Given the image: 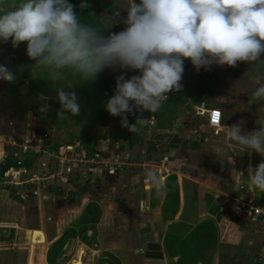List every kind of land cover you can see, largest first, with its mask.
I'll list each match as a JSON object with an SVG mask.
<instances>
[{"label":"crops","instance_id":"0c3cea01","mask_svg":"<svg viewBox=\"0 0 264 264\" xmlns=\"http://www.w3.org/2000/svg\"><path fill=\"white\" fill-rule=\"evenodd\" d=\"M215 67L223 69L225 65ZM263 68L261 59L254 64V73L264 76ZM216 102L210 107L222 110L220 131L225 133L230 126L225 118L228 109L218 99ZM255 103L247 100L243 105L256 107ZM256 120L264 122V116L252 122ZM14 144H4L3 152L0 150V166L20 150L19 144ZM75 146L79 147V142ZM194 148L183 149L182 155L179 149H171L164 153L163 163L156 165L126 160L127 150L119 147L118 160L112 156L114 149L102 160L75 162L71 173L45 145L41 152L21 154L22 166L14 158L17 182H6L7 176H0V210L20 211L27 225L0 219V224L12 225L6 244L0 247V264H179L174 243L186 242L191 235L200 241L197 264H264V216L254 214L251 208H264L260 190L247 181L240 186L243 194L238 193L240 178L236 177L241 168L229 161L234 155L220 157L223 160L216 165L201 159L206 152L223 156L230 154L228 150ZM173 153L184 156L171 160ZM254 156L261 155L254 151L249 155L252 165ZM225 158L229 164L223 163ZM30 195L35 196L33 202ZM205 221L209 224L200 230ZM21 229L25 232L18 241ZM146 244L157 245L160 255L143 254Z\"/></svg>","mask_w":264,"mask_h":264},{"label":"clouds","instance_id":"9594fccd","mask_svg":"<svg viewBox=\"0 0 264 264\" xmlns=\"http://www.w3.org/2000/svg\"><path fill=\"white\" fill-rule=\"evenodd\" d=\"M79 7H88L87 0ZM75 9L69 0H23L0 11V42L11 38L14 48L27 42L26 54L36 62L31 69L53 84L68 76L94 79L105 69L120 70L105 107L131 132L148 118L140 116L130 124L128 114L155 113L169 92L182 89L185 59L206 71L213 65L236 67L238 61L257 64L264 59V0H119L106 26L81 23ZM116 16L126 28L104 35ZM129 71L139 74L128 78ZM16 78L0 64V79ZM247 79L257 85L249 92L251 99L264 101V76L248 73ZM65 86L70 89L73 82L55 87L60 119L78 116L81 110L77 93L65 91ZM38 99L45 102L40 111L46 112L50 97L40 94ZM242 123L225 129L227 139L249 155L254 151L264 156V127L247 131ZM247 174L249 185L264 192V161L249 164Z\"/></svg>","mask_w":264,"mask_h":264},{"label":"rangeland","instance_id":"374dc122","mask_svg":"<svg viewBox=\"0 0 264 264\" xmlns=\"http://www.w3.org/2000/svg\"><path fill=\"white\" fill-rule=\"evenodd\" d=\"M118 3L119 0H87L88 7L98 14L106 25L111 21L117 10ZM5 8L6 0H0V11H3ZM122 14L126 17L127 12L123 11ZM120 21L121 17L116 16L112 27L108 28L109 31L119 32L124 30L126 25ZM11 59L10 53L0 48V64L7 66L12 71ZM262 72H264V68ZM248 73L255 74L254 64L238 61L236 67L225 65L222 69L216 68L214 65L210 71H206L203 68L197 70L192 65L190 59H185L181 80L183 87L180 91L169 92L168 99L162 102L161 107L155 113L149 112L148 114V112L141 113L137 111L136 115L128 114L130 124H134L140 116L148 118V123L142 126L138 125V130L135 131L142 137L143 145L140 146L138 144L133 147L128 146L126 135L117 136L116 134V130L121 124L120 117L102 119L94 109L90 110L87 107L79 88V78L68 76L65 80L54 84L51 83L48 92L33 91L30 79L28 78L16 76L17 78L14 82L0 79V135H5L4 138L0 139V150L3 152V148H5L4 144L11 145L12 143V145L16 146L14 143L21 144V142L25 141H36V144H38L43 137L47 140V143H45L46 148L50 152L56 153V156L60 157L63 153V155L66 154L71 157L72 154H76L78 150H81L80 154L82 157V155L84 156L87 153L85 146H83V142L86 141L87 143L89 142L92 149L88 151L91 155L94 152L100 154L96 157V160H102V158L112 155L114 149L116 153L112 156L116 158L115 160H118L121 157V152L118 148L124 147L125 149H122V151L127 150V154L124 155L126 160L132 158L134 159L133 161H147L152 164L161 165L163 163L162 159L166 157L164 153L169 152L171 149H179L182 152L183 149L187 151L192 147H196L194 149H198L199 147H218L220 149L221 147L224 152L228 150L230 154L224 153L223 156L213 154L209 156L210 153L206 152L205 158H201L198 153L195 156L207 160L211 165H216L219 164V161L222 162L223 159L221 160L220 157H233L234 155V161L232 160L231 162L232 164L236 162L241 168L236 178L242 180L237 182L239 185L238 193L240 192L242 195L243 188L240 186L247 184V167L251 164L248 152L241 149L243 146L230 142L222 131L218 132L210 127L206 116L199 114L197 106H202L203 102H205L206 106L210 107L216 104V99H218L220 103L227 106L228 112L227 115L225 114V118L228 125L231 126L232 124L243 122L242 127L247 131L259 130L261 127H264V122H258L257 120L252 122L253 118L259 115L264 116V101H259L257 103L259 107H257L255 102L258 101L251 99L249 92L257 87V85L251 84L248 81ZM134 74L139 73L138 71H129L126 73V76L130 78ZM71 82H73L72 88L69 89L65 86L64 90L75 91L77 93L81 110L78 116L68 114L67 118L60 119L57 117V110L60 108V104L54 99L57 94L55 87H61ZM262 83H264V80H262ZM40 94L50 97L47 101L48 110L46 112L40 111L45 103L38 99ZM247 100L253 104L255 103L256 107L254 105L249 108L244 106L243 103ZM229 120L234 121L229 122ZM77 142H79V147L75 146ZM152 143L159 148V151L148 152L147 148ZM70 146H73V148ZM181 155L179 156L183 158L184 155ZM149 156L150 158H148ZM173 156L171 160L179 157H175V153H173ZM255 156L254 165L251 164L254 167L264 161V156L261 155L260 159ZM50 160L55 161L53 158ZM223 163L229 164L226 158ZM83 164L86 166L87 163ZM233 166H230V170L231 168L232 170L234 169ZM36 167L38 169V166ZM85 174L87 175L86 172ZM82 183L86 184V179ZM230 188L232 189L233 187L230 186ZM234 193L236 194V192ZM260 195L264 199V192H261V190ZM34 197L30 195L28 199L33 202ZM188 198L190 197L188 196ZM31 206H34V203H31ZM0 219L16 221L21 226L27 225V221L20 211L14 212L13 210L2 209L0 210ZM18 232L19 237H17V240L21 241L25 230L21 229ZM37 235L38 232L35 233V238ZM144 251L145 253L143 254L145 255L160 254L158 246L155 244H146ZM132 254L134 255V252ZM145 255L143 256L145 257ZM75 258L76 256H74ZM81 258H83V255ZM155 262L158 263V261Z\"/></svg>","mask_w":264,"mask_h":264},{"label":"trees","instance_id":"16d2710c","mask_svg":"<svg viewBox=\"0 0 264 264\" xmlns=\"http://www.w3.org/2000/svg\"><path fill=\"white\" fill-rule=\"evenodd\" d=\"M23 0H6V8L3 10H8L13 6H18L22 3ZM70 3L76 5V12L80 17L81 23L96 25V26H106L103 22L102 18L94 13L90 7H86L81 11L80 4L84 1L81 0H69ZM139 3V0H137ZM111 31L109 29H105L103 34L108 35ZM26 46L27 42H21L19 47L14 48L11 43V38L8 43L0 42V48L5 49L11 55V68L12 71L19 78H28L31 82V87L33 91H49V87L51 82L46 78H43V74H41L38 70L31 69V65H34L36 62L31 60L26 54ZM120 74V70L113 71L112 69H105L101 73H99L94 79H80L79 88L82 94L83 100L86 102L87 107L91 110H95L97 115L102 119H112L115 116L109 114L106 110L105 104L109 97L114 94V89L116 87L115 76ZM40 78H37V77ZM168 99V98H167ZM149 114V111H144V113ZM117 136H127L128 146L133 147L135 145H143L142 137L137 132H131L128 128L123 127L120 124L116 130ZM115 134V136H116ZM180 141V139H178ZM83 146H85V150L87 151L86 156L91 151L89 142H83ZM124 148V147H123ZM148 152L159 151V148L152 143L148 148ZM150 158V156L148 157ZM29 163H32L29 162ZM14 163V157L6 159V161L0 166V176L4 175L5 172L12 166ZM209 224V221H205L201 226L200 230L205 228L206 225ZM199 240L194 235L188 239V241H183V243H174L173 253L178 257L179 264H182L183 261H189L193 264H197L200 261V253L197 252L196 247L199 245ZM154 245V244H152ZM160 253V252H159ZM154 256L160 254H153Z\"/></svg>","mask_w":264,"mask_h":264},{"label":"built area","instance_id":"2783aa9c","mask_svg":"<svg viewBox=\"0 0 264 264\" xmlns=\"http://www.w3.org/2000/svg\"><path fill=\"white\" fill-rule=\"evenodd\" d=\"M204 103V102H203ZM198 112L201 115L206 116L207 121L209 125L220 132L221 126L223 125V112L222 110L217 107V106H212V107H207L206 104H202V106H198ZM47 143V140L45 138H41L40 143L36 144V141H28V142H21L19 144L20 150L14 153V158H16V162L18 166L23 165V160L22 157L23 155L21 154H29L30 151H36V152H41L43 150V147ZM73 148V146H70ZM99 154H93L91 157H86V154L82 157L79 154H72L71 157L67 156L66 154L59 157V160L61 163H64L66 166V171L71 172L72 171V166L75 162L81 161L83 159H87L86 161H93L96 159V157ZM17 169L15 166H12L5 172V176H7L6 182L15 184L17 181L15 178L17 177ZM38 191H35L37 193ZM254 214L256 215H261L264 216V208L257 207V206H252L251 207ZM12 225L8 223L0 224V247L4 246L6 244V238L9 235L8 229L11 228Z\"/></svg>","mask_w":264,"mask_h":264},{"label":"water","instance_id":"95a60500","mask_svg":"<svg viewBox=\"0 0 264 264\" xmlns=\"http://www.w3.org/2000/svg\"><path fill=\"white\" fill-rule=\"evenodd\" d=\"M203 104H204V103H203ZM35 231H37V230H35ZM35 231H34V232H35Z\"/></svg>","mask_w":264,"mask_h":264}]
</instances>
